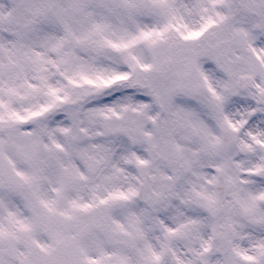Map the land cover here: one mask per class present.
Masks as SVG:
<instances>
[{"label": "snow or ice", "instance_id": "1", "mask_svg": "<svg viewBox=\"0 0 264 264\" xmlns=\"http://www.w3.org/2000/svg\"><path fill=\"white\" fill-rule=\"evenodd\" d=\"M0 264H264V0H0Z\"/></svg>", "mask_w": 264, "mask_h": 264}]
</instances>
